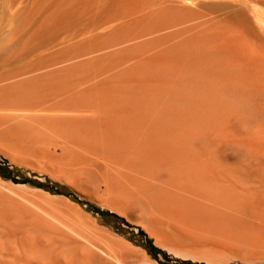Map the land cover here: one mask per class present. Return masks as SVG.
Masks as SVG:
<instances>
[{
  "label": "rangeland",
  "instance_id": "374dc122",
  "mask_svg": "<svg viewBox=\"0 0 264 264\" xmlns=\"http://www.w3.org/2000/svg\"><path fill=\"white\" fill-rule=\"evenodd\" d=\"M0 165V241L264 264V1L0 0Z\"/></svg>",
  "mask_w": 264,
  "mask_h": 264
},
{
  "label": "bare ground",
  "instance_id": "6f19581e",
  "mask_svg": "<svg viewBox=\"0 0 264 264\" xmlns=\"http://www.w3.org/2000/svg\"><path fill=\"white\" fill-rule=\"evenodd\" d=\"M31 1V0H30ZM158 1V0H157ZM239 1V0H238ZM264 1V0H263ZM34 2V1H33ZM67 2V1H66ZM164 2V1H163ZM28 3H29V0H28ZM36 3H37V1H36ZM57 3V2H56ZM73 3V2H72ZM78 3V2H77ZM89 3V2H88ZM154 3H155V1H154ZM40 4V3H39ZM243 4V3H242ZM150 5V4H149ZM36 6V5H35ZM76 6H77V4H76ZM148 6V5H147ZM26 8V7H25ZM34 8V7H33ZM80 8V7H79ZM36 9V8H35ZM46 9V8H45ZM61 9H62V7H61ZM72 9H74V8H72ZM84 9V8H83ZM25 10V9H24ZM57 10H58V8H57ZM18 11V10H17ZM16 11V12H17ZM41 11V10H40ZM60 11V10H59ZM81 11V10H80ZM96 11V10H95ZM30 12H32V11H30ZM28 13V12H27ZM57 13V12H56ZM71 13V12H70ZM104 13V12H103ZM125 13V12H124ZM12 14V13H11ZM32 14V13H31ZM43 14V13H42ZM47 14V13H46ZM68 14V13H67ZM113 14V13H112ZM13 15V14H12ZM20 15H21V13H20ZM24 15V14H23ZM34 15V14H33ZM36 15V14H35ZM37 15H38V12H37ZM51 15V14H50ZM60 15V14H59ZM167 15V14H166ZM58 16V15H57ZM106 16V15H105ZM12 17V16H11ZM23 17V16H22ZM31 17H33V16H31ZM37 17V16H36ZM59 17V16H58ZM69 17V16H68ZM43 18H46V17H43ZM51 18V17H50ZM49 18V19H50ZM12 19V18H11ZM10 19V20H11ZM62 19V18H61ZM222 19V18H221ZM9 20V21H10ZM13 20H16V19H14L13 18ZM41 20V19H40ZM43 20V19H42ZM45 20H47V19H45ZM67 20V19H66ZM230 20H232V19H230ZM8 21V22H9ZM19 21H20V19H19ZM55 21V20H54ZM62 21V20H61ZM215 21V20H214ZM216 21H217V19H216ZM11 22V21H10ZM13 22V21H12ZM48 22V21H47ZM53 22V21H52ZM52 22L50 23V24H52ZM14 23V22H13ZM19 24L21 23V22H18ZM35 23H37L36 21H35ZM61 23V22H60ZM216 23V22H215ZM218 23V22H217ZM16 24V23H15ZM15 24H14V26H15ZM18 24V25H19ZM43 24V23H42ZM59 24V23H58ZM211 24V23H210ZM32 26L34 25V22H33V24H31ZM54 25H55V23H54ZM213 25V24H212ZM219 25V24H218ZM223 25V24H222ZM229 25V24H228ZM247 25V24H246ZM13 26V27H14ZM24 26V25H23ZM26 26V25H25ZM28 26H30V25H28ZM40 26V25H39ZM42 26V25H41ZM47 26V25H46ZM57 26V25H56ZM16 28V27H15ZM14 28V29H15ZM26 28V27H25ZM149 28V27H148ZM214 28V27H213ZM29 29V28H28ZM36 28H34V30H35ZM45 29V28H44ZM39 29H37V31H38ZM10 31V30H9ZM8 31V32H9ZM19 31L21 32V30H20V28H19ZM24 31V30H23ZM47 31V30H46ZM51 31H52V29H51ZM169 31V30H168ZM27 32V31H26ZM36 32V31H35ZM34 32V33H35ZM39 32V31H38ZM49 32V31H48ZM259 32V31H258ZM16 33V32H15ZM240 33V32H239ZM10 34V33H9ZM23 34V33H22ZM24 34H26V33H24ZM38 35V34H37ZM42 35V34H41ZM97 35V34H96ZM16 36H18V35H16ZM126 36V35H125ZM12 37V36H11ZM30 37V36H29ZM14 38V37H13ZM13 38H12V40H13ZM20 38H22V37H20ZM236 38V37H235ZM18 39V38H17ZM17 39H15V40H17ZM36 39V38H35ZM263 39V38H262ZM19 40V39H18ZM34 40V39H33ZM42 40V39H41ZM21 41V40H20ZM231 41V40H230ZM13 42V41H12ZM29 42V41H28ZM37 42V41H36ZM137 42V41H136ZM240 42V41H239ZM14 43V42H13ZM34 43V42H33ZM130 43H132V42H130ZM129 43V44H130ZM23 44V43H22ZM15 45V44H14ZM35 45V44H34ZM131 45V44H130ZM27 46H28V44H27ZM242 47V46H241ZM255 47V46H254ZM213 49V48H212ZM255 49H256V47H255ZM254 48H253V50H255ZM256 51H258V50H256ZM255 51V52H256ZM142 53V52H141ZM254 53V52H253ZM156 54V53H155ZM118 55V54H117ZM189 55V54H188ZM187 55V56H188ZM256 55V54H255ZM168 66V65H167ZM33 68V67H32ZM240 69V68H239ZM199 75V74H198ZM18 76V75H17ZM3 84V83H2ZM219 92V91H218ZM167 100V99H166ZM141 104V103H140ZM18 108V107H17ZM40 109V108H39ZM28 110V109H27ZM15 113V112H14ZM19 113H21V112H19ZM26 113V112H25ZM28 113H31V112H28ZM42 114H44V112L42 113ZM218 115V114H217ZM28 117V116H27ZM174 117V116H173ZM23 121V120H22ZM15 122H16V120H15ZM249 123V122H248ZM187 127V126H186ZM263 129V128H262ZM11 130V129H10ZM189 130V129H188ZM250 131V130H249ZM206 136V135H205ZM244 144V143H243ZM244 146V145H243ZM247 149V148H246ZM254 164V163H253ZM190 165V164H189ZM136 171V170H135ZM193 175V174H192ZM235 175V174H234ZM233 175V176H234ZM227 177V176H226ZM151 178V177H150ZM220 178V177H219ZM148 180V179H147ZM236 180V179H235ZM216 184V183H215ZM226 185V184H225ZM241 185V184H240ZM218 187V186H217ZM220 188V187H219ZM243 188V187H242ZM255 188V187H254ZM213 189V188H212ZM211 189V190H212ZM252 189V188H251ZM220 190H221V188H220ZM207 191V190H206ZM224 191H226V190H224ZM132 192V191H131ZM208 193V192H207ZM211 193V192H210ZM246 193V192H245ZM183 195V194H182ZM212 195H214V194H212ZM216 195H218V194H216ZM221 195V194H220ZM222 196V195H221ZM220 196V197H221ZM249 196V195H248ZM252 196V195H251ZM218 197V196H217ZM255 197V196H254ZM183 200H184V198H183ZM218 200V199H217ZM241 200V199H240ZM255 200V199H254ZM228 201V200H227ZM207 202V201H206ZM205 202V203H206ZM208 203V202H207ZM244 203V202H243ZM180 205V204H179ZM205 205V204H204ZM219 205V204H218ZM224 205V204H223ZM200 206V205H199ZM222 206V205H221ZM231 206V205H230ZM206 207V206H205ZM244 207V206H243ZM174 208V207H173ZM228 208V207H227ZM178 209V208H177ZM192 209V208H191ZM1 210V209H0ZM212 210V209H211ZM214 212V211H213ZM196 213V212H195ZM184 215V214H183ZM217 215V214H216ZM21 216H23V214L21 215ZM191 220V219H190ZM215 220V219H214ZM161 221V220H160ZM192 222V221H191ZM17 223V222H16ZM18 224V223H17ZM224 224V223H223ZM13 225V224H12ZM11 225V226H12ZM184 226V225H183ZM195 226V225H194ZM193 226V227H194ZM200 226V225H199ZM29 227V226H28ZM32 227V226H31ZM48 228V227H47ZM46 228V229H47ZM25 229V228H24ZM33 229V228H32ZM32 229H30V230H32ZM53 229V228H52ZM55 230V229H54ZM191 230V229H190ZM2 231V230H1ZM33 231V230H32ZM63 232V231H62ZM232 232V231H231ZM240 232V231H239ZM1 233V232H0ZM25 233V232H24ZM29 233H31L30 231H29ZM193 234V233H192ZM191 234V235H192ZM78 236V235H77ZM225 236V235H224ZM37 237H40L39 235L37 236ZM36 236L35 237H33V236H28V237H24L23 239L21 238V236H20V240H12V239H14L13 237H10V239H11V241L10 242H5V239L7 240V238H4V239H2L1 238V241H0V264H10V261H11V264H17L19 261H18V259L21 257L22 258V260H23V257L22 256H25L24 258H26V257H29V261L31 262V264H66V258L69 256L68 254H66L67 256H63V254L62 253H59L57 250L60 248L59 246V248L56 250V248H54V245L56 246V244H54V242H51V240L50 241H46V239L44 240L43 238H37ZM66 237V236H65ZM50 238H52V237H50ZM206 238V237H205ZM240 238V237H239ZM17 239H18V237H17ZM48 239V238H47ZM65 239V238H64ZM182 239H184V238H182ZM200 239V238H199ZM212 239V238H211ZM2 240L4 241V242H2ZM206 240H207V238H206ZM64 241V240H63ZM68 241H69V238H68ZM56 243H57V240L55 241ZM67 242V241H66ZM200 242V241H199ZM52 243L54 244L53 246H52ZM69 243V242H68ZM205 243H207V242H205ZM75 244V243H74ZM70 246V245H69ZM75 246V245H74ZM77 247V246H76ZM73 248V247H72ZM72 248L70 247L69 248V250L67 249V247H66V249H67V251L68 252H72L73 250H72ZM92 247H90V249L89 248H87V250L89 249V250H91L92 251V249H91ZM66 249H64V252L65 253H68V252H66ZM72 250V251H71ZM102 250V249H101ZM39 251H41V252H39ZM43 251H45V253H46V251H50V253L48 254H43L44 252ZM105 251V250H104ZM89 251H87V253H83V251L82 252H80V251H78L77 249L74 251V253L70 256L71 257V259L72 260H70V259H68V264H69V260L71 261V264H87V263H85V261L86 260H84L85 258H87V259H91V261L89 260V264H117V263H111V262H108V260L105 258V256H104V254L103 253H101V252H97V251H93L92 253L90 252V254L88 253ZM7 253H9V254H11V260L9 261L8 259H7V257L9 256ZM69 257V258H70ZM20 258V259H21ZM16 259H17V263H16ZM19 259V260H20ZM28 259V258H27ZM26 259V260H27ZM25 260V261H26ZM84 260V261H83ZM25 261H24V263H25ZM130 261V260H129ZM21 263H23V261L21 262ZM20 263V264H21ZM23 263V264H24ZM19 264V263H18ZM26 264V263H25ZM27 264H29L28 263V261H27ZM119 264V263H118ZM121 264V263H120ZM145 264H151V262H146Z\"/></svg>",
  "mask_w": 264,
  "mask_h": 264
},
{
  "label": "trees",
  "instance_id": "16d2710c",
  "mask_svg": "<svg viewBox=\"0 0 264 264\" xmlns=\"http://www.w3.org/2000/svg\"><path fill=\"white\" fill-rule=\"evenodd\" d=\"M0 168L2 169V171L6 175L10 176L11 169L9 167H7L6 165H0ZM23 180H28V179H23ZM55 190L58 191V192H63V193L69 194V191L67 189H65L64 187H62V186L56 188ZM88 208H92V207L88 204ZM96 211L99 212L104 217H106L108 219V221H112L114 224H118L119 227H120L119 224L124 221L122 219V217H120L119 215H117L114 212H111V211H108V210H100V209H96ZM143 243H144V245L148 248V250L151 253L155 254L157 252L156 247L152 244V242L150 240H146L145 239L143 241Z\"/></svg>",
  "mask_w": 264,
  "mask_h": 264
}]
</instances>
